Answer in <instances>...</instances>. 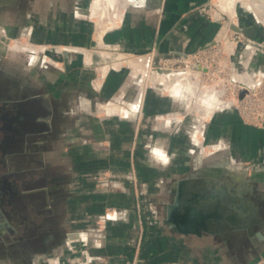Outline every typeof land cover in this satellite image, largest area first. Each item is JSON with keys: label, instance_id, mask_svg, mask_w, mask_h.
<instances>
[{"label": "rangeland", "instance_id": "obj_1", "mask_svg": "<svg viewBox=\"0 0 264 264\" xmlns=\"http://www.w3.org/2000/svg\"><path fill=\"white\" fill-rule=\"evenodd\" d=\"M31 1L18 0L21 20L27 29L44 21L48 12V0H33V8ZM64 1L72 6V17L83 22L87 29L84 33L71 28L70 33L75 35L71 44L63 43L61 34L57 35L61 30L56 29L53 32L58 37L53 43H46V35L36 36L27 30L16 37L12 33L6 45L0 46L5 56L0 62L6 72L0 75L4 89L14 90L17 98L23 99L17 109L9 102L6 111L0 112V122L11 124L6 128L9 143L3 145L6 153L14 146L11 140L15 134L26 138L34 130L31 122L35 120L37 110L31 105L34 103L35 106L36 100L44 109L41 110L43 116L52 112L46 111V98H29L33 85L26 82L31 81L32 67L38 64L39 68L54 69L51 60L70 57L79 60L82 67L92 73L86 89L81 91L89 111L82 108L83 113L65 115L63 118L68 122H55L53 135L56 140H61L62 127H65L77 139L92 136L91 122H82L81 126L75 122L82 116L118 121V134L110 122H102L104 126L100 127L105 130L106 137L117 140L112 150L120 156L125 151L133 155L132 159H124L128 161L129 170L124 176L102 170L92 173L91 178L106 194L115 191L132 194L138 220L137 245L145 225L157 223L165 203L173 202V194L167 192V186L196 172L208 155L225 152L233 160L241 154L242 161H230L226 168L237 175L242 173L245 180L253 183L250 174L256 166L254 155L262 150L264 136V20L253 8L255 6L244 4L250 0H208L195 7L193 11L204 22L219 23V28L211 40L194 46H186L187 41H184L185 44L178 48L161 46L158 24L163 15L160 12L148 16L131 14V8L143 4L141 0ZM51 2L49 14L54 17V22L57 17L67 16L68 9L64 14L61 9L62 0ZM133 16H137L133 21L138 25L149 17L155 24L150 25V31L131 36L125 27ZM81 42L86 44H78ZM131 42L135 45H126ZM161 70L170 75H163ZM171 74L181 77L175 83L176 87ZM203 95L213 97V104L201 101ZM67 99L74 108L79 105L75 93ZM200 108H205L203 116L197 111ZM222 116L225 121L221 120ZM14 122L18 124L14 125ZM45 140H41V146L46 145ZM108 141L92 143L90 147L111 150L112 143ZM147 163L152 175L149 181H143L147 176H139L137 171ZM4 177L7 184L0 190L1 203L17 199L21 187L16 184L20 174ZM22 177L26 179L24 185L29 186V175ZM200 186L202 190L206 185ZM247 197L253 202L260 198L255 194H247ZM127 209L108 206L92 219L98 226H104L107 220L121 219ZM108 212H114L115 216L107 217ZM252 264H264V255L254 259Z\"/></svg>", "mask_w": 264, "mask_h": 264}, {"label": "crops", "instance_id": "obj_2", "mask_svg": "<svg viewBox=\"0 0 264 264\" xmlns=\"http://www.w3.org/2000/svg\"><path fill=\"white\" fill-rule=\"evenodd\" d=\"M141 1L142 5L131 8V14L148 16L160 12L163 15L158 24L163 47H182L184 41H187L186 46L199 45L211 40L219 28V23H206L193 11L208 0ZM250 2L254 6H264V0ZM51 3L48 0L46 5V22L38 21L36 26L27 29L21 20L22 11L18 0H0V46L6 45V40L12 33L16 37L27 30L34 35H46V43L55 42L54 38L61 34L62 42L71 44V38L75 36L70 33L71 28L85 33V24L72 17L70 3L66 5L62 0V12L64 14L68 9V13L67 16L57 17L55 22L54 17L49 14ZM34 6L32 0L30 7ZM258 12L261 20H264V9ZM136 17L133 16L125 27L130 30L131 36L144 34V31H150V25L155 24L149 17L138 25L133 21ZM56 29L61 30L57 35L53 32ZM146 35L149 36V33ZM128 44L126 45H135L133 42ZM4 58L0 50V62ZM51 61L54 69L39 68L35 64L31 70V81L26 84L33 85L29 98H46V111L52 112L43 116L41 110L44 109L36 100V105H31L32 109L37 110L35 120L31 122L34 130L26 138L15 134L11 140L14 146L7 153L3 145L9 143L6 128L11 124L0 122V190L6 188L7 180L4 176L21 175L20 181L14 182L21 185L18 188L19 197L10 199V202H0V264H252L254 259L264 255V136L260 148L262 150L254 155L256 166L250 174L253 183L245 180L242 173L237 175L226 168L230 161H242L241 154L236 155L233 160L225 152L221 155H208L196 172L167 186V192L173 194V202L165 203L158 224L145 225L143 236L137 245L138 220L133 210L132 194L118 191L106 194L96 187L91 178L92 173L102 170H108L117 176H124L129 170L128 161L124 159H132L133 155L125 151L120 156L117 151L112 150V145L117 140L106 137L105 130L100 127L104 126L102 122H110L111 128L115 127L118 134V121L82 116L75 122L79 126L82 122H91L92 136L77 139L70 129L62 127V138L56 140L53 135L55 122H68L63 117L71 112L83 113L82 108L89 111L88 105L83 101L87 99L82 96L81 91L86 89L92 73L74 58L64 57ZM2 71L0 66V75L6 73ZM1 78L0 76V112L6 111L9 102H13L17 109V104L23 99H18L14 90H5ZM72 92L80 100L75 108L70 105V99H67ZM7 96L10 99L7 100ZM199 110L197 109L198 112ZM224 118L222 116L221 120L225 121ZM17 124L18 122H14V125ZM42 127L45 129L41 130ZM44 138L46 145L41 146ZM104 140L112 143L111 150L90 147L92 143L96 145ZM220 158L223 159L221 162ZM138 169L139 176H147L143 181H149L152 175L150 165L142 164ZM23 175H29V186L24 185L26 179ZM201 184L206 185L202 190ZM218 190H226L228 196L249 205L256 217L250 231L226 224H214L213 229L209 226V230L198 226L199 208L208 215L204 219L207 224L211 223L209 211L211 212L212 204L216 207L225 203L224 197L215 200L214 193ZM75 191L78 193L75 194ZM247 194H255L260 198L253 202L248 199ZM186 199V207L190 212H169L170 207L174 208L178 200ZM108 206L128 208L127 213L121 219L107 220L104 226H98L97 221L92 218L97 217ZM245 213L244 218L247 219V212ZM107 216L114 217L115 213L108 212ZM80 240H83L82 244Z\"/></svg>", "mask_w": 264, "mask_h": 264}, {"label": "bare ground", "instance_id": "obj_3", "mask_svg": "<svg viewBox=\"0 0 264 264\" xmlns=\"http://www.w3.org/2000/svg\"><path fill=\"white\" fill-rule=\"evenodd\" d=\"M97 2H98V0H97ZM244 4L247 5V6H252V7L254 6V5H252L253 4L252 2L245 1ZM253 8H255L257 10L258 9L260 10V9H264V6L262 7V5L256 4L255 7H253ZM160 73H163V75H164V73L165 74L167 73L168 75H170L168 72H166L164 70H161ZM171 75L173 76V74H171ZM182 76H183V74H182ZM169 78H171V76ZM178 78H181V77L179 75H177V74L175 76H173L172 82H173V86L175 85V87H176L175 83H177V80H180ZM200 100L205 102V103H207V104L208 103L209 104H213V102L215 101V99L213 97H210L208 95L207 96L203 95V97H201ZM204 110H205V108L204 109L200 108L199 112L202 115H204ZM214 194H215V200L218 199L219 197L226 198L225 203L222 204V205L220 203L219 205H216V207H215L214 204H212L211 212L209 211V214L211 213V218H210L211 219V223H207V224L205 223L204 219L208 215H206L204 210L199 208L200 212L197 211V213H199V219L197 218V222L200 223V224L198 226H200L201 228H203L205 230H209L210 227H211V229H213V225L214 224H218V225L226 224V225H230V226L236 227V228H245L246 230L250 231V228L253 226L256 217H254V212L251 210L249 205L245 204L243 201L235 200V198L233 196H228L227 193H226V190H220V191L218 190ZM214 194H213V197H214ZM187 202H188L187 199L183 200V201H179L178 200V202H177L176 206H174V208L170 207L169 212L170 213L171 212L174 213L175 211L177 213L178 212L179 213H182V212L188 213V212H190V210L186 207V203ZM245 211L247 212V216H248L247 219L244 218L246 216L245 215L246 214ZM197 216H198V214H197ZM183 219H185V217ZM190 225L193 226L192 223H190ZM216 229H217V227H216ZM198 231H199V228L196 229V232H198Z\"/></svg>", "mask_w": 264, "mask_h": 264}, {"label": "built area", "instance_id": "obj_4", "mask_svg": "<svg viewBox=\"0 0 264 264\" xmlns=\"http://www.w3.org/2000/svg\"><path fill=\"white\" fill-rule=\"evenodd\" d=\"M108 217V216H107Z\"/></svg>", "mask_w": 264, "mask_h": 264}]
</instances>
